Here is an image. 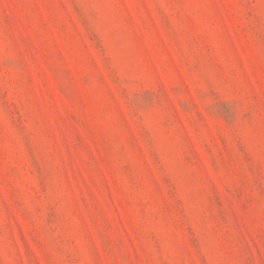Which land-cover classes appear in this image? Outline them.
Returning a JSON list of instances; mask_svg holds the SVG:
<instances>
[{"label":"rangeland","instance_id":"1","mask_svg":"<svg viewBox=\"0 0 264 264\" xmlns=\"http://www.w3.org/2000/svg\"><path fill=\"white\" fill-rule=\"evenodd\" d=\"M0 264H264V0H0Z\"/></svg>","mask_w":264,"mask_h":264}]
</instances>
